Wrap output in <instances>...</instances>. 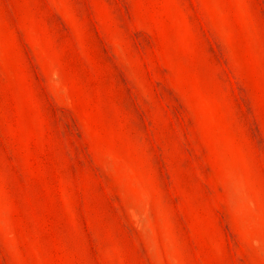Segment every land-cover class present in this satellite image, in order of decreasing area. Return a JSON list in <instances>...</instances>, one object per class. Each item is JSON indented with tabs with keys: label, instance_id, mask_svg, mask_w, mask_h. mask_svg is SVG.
<instances>
[{
	"label": "rangeland",
	"instance_id": "374dc122",
	"mask_svg": "<svg viewBox=\"0 0 264 264\" xmlns=\"http://www.w3.org/2000/svg\"><path fill=\"white\" fill-rule=\"evenodd\" d=\"M0 264H264V0H0Z\"/></svg>",
	"mask_w": 264,
	"mask_h": 264
}]
</instances>
